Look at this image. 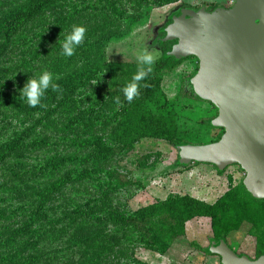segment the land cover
<instances>
[{"label": "rangeland", "instance_id": "374dc122", "mask_svg": "<svg viewBox=\"0 0 264 264\" xmlns=\"http://www.w3.org/2000/svg\"><path fill=\"white\" fill-rule=\"evenodd\" d=\"M19 1L25 0H0V17L9 14ZM236 2L237 0H173L151 8L143 22L112 39L107 46L110 65L103 70L104 73L98 80L92 81L91 86H81L76 97H88L85 104L89 105L94 102V95L98 96L103 86L119 80L121 87L117 88L118 95L115 94L108 101L102 112L100 105H97L95 113L101 114V119L97 120L100 122L106 116L115 118L117 112L123 109L122 104L125 105L126 98L122 89L127 79L135 74V69L129 65L138 62L136 57L139 50L147 49L158 54L157 58L166 55L162 48L166 35L162 32H166L170 19L181 14L183 10L196 15L201 9L209 12L220 8L229 9ZM57 4L55 9L47 7L46 17L40 16L32 24L23 27L14 37L10 50L0 54V71L12 65H23L19 72L12 75V79H9V75H0V91L14 90L21 95L20 89L29 77H36L45 70L53 74V82L61 83V79L68 75L70 81L76 83V73L93 63L88 58V52L72 58L61 54L58 41L71 31L72 26H60L59 20L69 13L70 7L61 1ZM53 13L57 14L56 18L49 17ZM84 26L85 39L76 47L77 51L82 47L87 49L92 39L89 23H84ZM55 44L58 47L51 56L48 52ZM54 61L59 64L56 69ZM198 64L197 57L190 56L184 58L174 70L164 72L158 81L155 78H144L139 82L142 85L138 90L141 97L134 99L132 103H126L128 108L123 113L125 116H120L119 121L110 122L109 126L102 127L101 123L96 126L95 134L106 139L109 159L93 163L90 168L97 172L92 176L77 179L91 181V194L89 192L81 197V194L73 190V193L59 196L49 203V209L44 216L47 224L51 222L49 219L56 221L65 214L62 205L66 200H70L69 209L75 208L77 203H89L92 207L99 202L97 192L107 186L106 183L130 180L132 183L111 191V204L127 214L141 208H150L152 220L158 224L157 235L164 236L168 229L176 233L173 240L163 241L167 248L165 253L145 246L137 247L134 256L138 260L147 264H214L213 258L216 259L218 254L207 251L216 236L221 234L226 236L223 239H227L238 253L246 254L250 258L258 256V251L264 249V201L254 200L246 193L242 186L245 170L239 164L220 169L211 163H183L180 158V144L172 142V139H185L193 143H208L217 140L223 133L222 128L212 123L218 114V108L212 102L180 94L184 78L194 73ZM112 92L115 93V90ZM116 97H119V103L116 102ZM48 107L49 105L45 108ZM65 114L56 113L52 117L55 118L52 125L45 128L38 126L36 136L29 138V141L35 137L45 138L52 143L40 147L30 146L28 151L20 152L0 168V184H6L0 187V208L6 212V216L0 221V231L8 226L18 228L22 221L32 220L30 218L38 208V201L30 200L24 194L28 195L32 186H37L40 180L47 181L44 178L26 177L23 179L27 180L26 185L12 173L24 166L30 168L33 164H43L46 162L44 156L54 152L80 155L89 152L88 149L84 151L70 144V138L82 133L78 130L62 131ZM68 114L73 116L74 112ZM39 115V111L35 113V116ZM3 116L0 114V141L17 136L25 127H32L37 122L34 117L24 115H15L7 120ZM62 136L69 139L65 140ZM79 164L69 165L67 170H72V176L80 173L82 166ZM35 220L42 222L37 217ZM55 225L53 222L48 226ZM71 234L63 239L52 235L43 240L40 246L48 245L54 252L58 246L66 243L77 244V237L73 235L74 229H71ZM69 252L65 253L64 258L70 257L67 256L70 255ZM219 262L218 258L217 264Z\"/></svg>", "mask_w": 264, "mask_h": 264}, {"label": "trees", "instance_id": "16d2710c", "mask_svg": "<svg viewBox=\"0 0 264 264\" xmlns=\"http://www.w3.org/2000/svg\"><path fill=\"white\" fill-rule=\"evenodd\" d=\"M65 2L70 7L69 13L59 20L60 26L79 25L88 22L89 33L92 39L88 48L82 47L72 57H77L83 52H88V58L93 63L88 68L78 71L75 75L76 83L70 81L68 75L62 78V82L57 83L60 88L57 91L51 87L46 90L43 96V102L30 107L25 99L16 94L14 90L6 92L0 91V114L4 115L5 120L12 116L34 117L37 122L32 127H25L17 136L7 141H0V168L9 163L13 158L17 157L20 152L28 151L31 147H40L48 145L52 142L45 138H29L36 136L38 126L45 128L55 122L52 118L56 113L65 114V124L62 126L63 132L73 131L82 133L77 137L70 138V144L82 148L84 151L88 149V153L65 154L54 152L51 155L44 156L46 162L32 167L24 166L20 170H16L12 175L18 178L23 184L28 185L26 177L32 179L47 180L38 182L37 186H32L28 196L30 200L38 201L37 209L32 214L30 220L22 221L18 228L6 227L0 231V264L10 262V264H147L138 260L134 256V251L139 246L156 249L165 253L167 248L163 241L173 240L176 233L173 230H167L163 235H157L156 228L158 224L152 220L150 208H141L132 214H127L123 210L111 204V191L114 188L123 187L132 183V181L116 180L115 182L106 183L107 186L100 188L97 192L99 202L94 203L91 207L89 203L86 205L77 203L75 208L69 209L70 200H66L62 207L64 215L55 220H44L45 213L49 209L48 205L57 197H64L71 194L75 190L83 197L89 193L90 180L84 179L96 173V169H91L93 163L106 161L109 159L108 147L103 136L98 137L95 134L96 126L101 123L102 127L109 126L110 122L119 121L120 116L124 117V111L128 108L126 103L134 102V99L141 97L135 96L131 101L125 99V105L122 104L121 111H118L116 117L106 116L102 122L101 114L96 113V106L100 105L101 112L104 111L108 101L118 95L120 81L103 86L101 91H97L98 96L94 95V102L88 104L89 100L86 96L76 97L77 91L81 86L89 87L92 81L98 80L104 73V69L110 65L107 58V46L113 38L121 36L125 31L132 29L138 23L140 24L148 17L151 8L169 3L173 0H25L19 1L18 5L11 9L9 14L0 17V54L10 50L14 37L28 24H32L40 16L46 17L47 7L54 8L58 2ZM57 17V14H49V17ZM172 21L170 19L169 23ZM168 23V24H169ZM166 35V32H162ZM176 40H166L162 42V48L166 53L169 51ZM52 46L53 49L48 53L54 55L58 47ZM90 56V57H89ZM190 57V56H189ZM194 57V56H192ZM184 58L177 59L175 56L162 55L155 60L151 72L145 78L160 80L164 72L174 70ZM61 59V61H64ZM55 69L58 67L57 61L53 62ZM139 62H132L130 67L137 71ZM61 65V64H60ZM65 65V64H64ZM23 65H12L5 67L0 71L1 77L12 75L19 72ZM198 69V67H197ZM196 69V71H197ZM147 71V66H144ZM189 74L184 78L181 92L182 96H190L202 99L195 92L192 76L196 73ZM15 78H17L15 76ZM22 80V79H21ZM131 78L127 79L129 82ZM2 84L0 83V86ZM115 90V93L112 91ZM145 91V90H142ZM188 95V96H187ZM97 97V98H96ZM53 103H56L53 105ZM49 105L48 108H45ZM124 105V106H123ZM39 111V117L35 113ZM74 112L73 116L68 113ZM115 119V120H114ZM223 129V128H222ZM224 131V130H223ZM64 137V136H62ZM221 137V136H220ZM219 137V138H220ZM218 138V139H219ZM61 139V138H60ZM59 139V140H60ZM68 140V137H64ZM174 144H182L189 142L185 139H172ZM56 143V142H53ZM57 144V143H56ZM77 162V163H76ZM80 163V164H79ZM79 164L82 166L78 175L72 176V170H67L69 165ZM18 184V182H15ZM6 184H0V187ZM246 193L252 199L263 202L264 199L254 197L242 182ZM84 189V190H82ZM92 192H90L91 194ZM96 194V193H93ZM65 204V205H64ZM60 205V207H61ZM91 207V208H90ZM6 216V212L0 208V221ZM40 219L44 223H38L35 218ZM55 223L53 227H49V223ZM61 223V225H59ZM4 225V224H3ZM39 225V226H38ZM74 229V237H77V244L66 243L64 246H58L53 252L49 246L41 245L43 240L48 239L52 235L57 238H65L71 234ZM167 229V227L165 228ZM72 237V236H71ZM226 238L224 234L217 235L216 240ZM164 239V240H161ZM230 245L227 239H225ZM19 243L17 244V242ZM21 244L20 247L17 245ZM9 245H16L12 248ZM231 246V245H230ZM75 247H78L75 249ZM233 247V246H232ZM6 248V249H4ZM236 250V249H235ZM70 251V257H65V253ZM208 253L209 250L207 251ZM28 253V254H27ZM264 253V249L258 251V256Z\"/></svg>", "mask_w": 264, "mask_h": 264}, {"label": "water", "instance_id": "95a60500", "mask_svg": "<svg viewBox=\"0 0 264 264\" xmlns=\"http://www.w3.org/2000/svg\"><path fill=\"white\" fill-rule=\"evenodd\" d=\"M165 40H176L167 56H195V92L218 108L213 125L221 137L208 143L179 145L183 163H211L224 169L239 164L244 185L264 199V0H237L229 9L183 10L166 27ZM209 252L222 264H264L238 253L226 240H215Z\"/></svg>", "mask_w": 264, "mask_h": 264}, {"label": "clouds", "instance_id": "9594fccd", "mask_svg": "<svg viewBox=\"0 0 264 264\" xmlns=\"http://www.w3.org/2000/svg\"><path fill=\"white\" fill-rule=\"evenodd\" d=\"M85 32L86 27L84 25H72L71 31L67 33L62 40L59 39L58 41L61 47V54L67 57L72 56L76 47L84 41ZM157 56L158 54H153L144 48L140 49L137 53L136 58L139 62L137 71L122 89L124 97L128 101H131L138 95L139 87L142 86L139 82L151 72ZM144 66H147V71L144 70ZM49 87L54 91H57L60 88L57 83L53 82V74L45 70L36 77H29L24 87L20 89V96L26 99V102L30 107H35L41 103V98L45 95V92ZM116 102L119 103V97H116Z\"/></svg>", "mask_w": 264, "mask_h": 264}, {"label": "crops", "instance_id": "0c3cea01", "mask_svg": "<svg viewBox=\"0 0 264 264\" xmlns=\"http://www.w3.org/2000/svg\"><path fill=\"white\" fill-rule=\"evenodd\" d=\"M217 255V254H216ZM218 258H219V264H222L221 263V257L218 255V257H216V259L215 258H213V261H214V264H217V261H218Z\"/></svg>", "mask_w": 264, "mask_h": 264}]
</instances>
